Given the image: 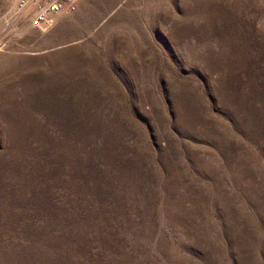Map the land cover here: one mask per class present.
Returning <instances> with one entry per match:
<instances>
[{
	"label": "rangeland",
	"instance_id": "obj_1",
	"mask_svg": "<svg viewBox=\"0 0 264 264\" xmlns=\"http://www.w3.org/2000/svg\"><path fill=\"white\" fill-rule=\"evenodd\" d=\"M0 264H264V0H0Z\"/></svg>",
	"mask_w": 264,
	"mask_h": 264
},
{
	"label": "built area",
	"instance_id": "obj_2",
	"mask_svg": "<svg viewBox=\"0 0 264 264\" xmlns=\"http://www.w3.org/2000/svg\"><path fill=\"white\" fill-rule=\"evenodd\" d=\"M14 6L16 9H26L29 21L37 25L53 13L71 9L73 0H14Z\"/></svg>",
	"mask_w": 264,
	"mask_h": 264
}]
</instances>
